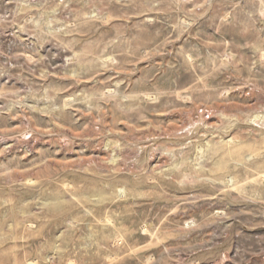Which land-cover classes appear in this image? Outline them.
<instances>
[{
  "label": "rangeland",
  "instance_id": "obj_1",
  "mask_svg": "<svg viewBox=\"0 0 264 264\" xmlns=\"http://www.w3.org/2000/svg\"><path fill=\"white\" fill-rule=\"evenodd\" d=\"M0 264H264V0H0Z\"/></svg>",
  "mask_w": 264,
  "mask_h": 264
}]
</instances>
